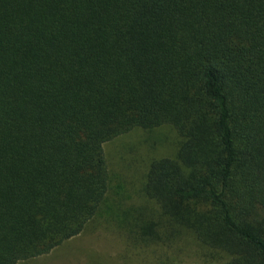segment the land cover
I'll return each instance as SVG.
<instances>
[{"label":"trees","instance_id":"obj_1","mask_svg":"<svg viewBox=\"0 0 264 264\" xmlns=\"http://www.w3.org/2000/svg\"><path fill=\"white\" fill-rule=\"evenodd\" d=\"M161 126L181 141L138 238L264 264V0H0V264L79 235L108 208L103 144Z\"/></svg>","mask_w":264,"mask_h":264},{"label":"rangeland","instance_id":"obj_2","mask_svg":"<svg viewBox=\"0 0 264 264\" xmlns=\"http://www.w3.org/2000/svg\"><path fill=\"white\" fill-rule=\"evenodd\" d=\"M180 141L174 129L161 126L151 130L133 129L104 143L110 177L108 208L89 221L79 235L46 255L17 264H206L202 255L207 251L189 234L180 236L170 225H162L161 233L175 234L174 240L163 238L148 243L138 238L139 229L130 226L125 217L129 216L134 223L129 209L137 214L139 210L156 214V205L140 196L141 183L150 162L173 157ZM147 220L150 221L139 223L147 225ZM156 221L157 217L153 222Z\"/></svg>","mask_w":264,"mask_h":264}]
</instances>
